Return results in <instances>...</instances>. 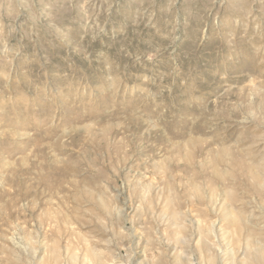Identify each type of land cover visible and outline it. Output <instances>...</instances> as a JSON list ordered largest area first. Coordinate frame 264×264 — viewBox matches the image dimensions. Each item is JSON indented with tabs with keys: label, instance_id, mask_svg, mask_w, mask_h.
<instances>
[{
	"label": "rangeland",
	"instance_id": "1",
	"mask_svg": "<svg viewBox=\"0 0 264 264\" xmlns=\"http://www.w3.org/2000/svg\"><path fill=\"white\" fill-rule=\"evenodd\" d=\"M0 264H264V0H0Z\"/></svg>",
	"mask_w": 264,
	"mask_h": 264
}]
</instances>
